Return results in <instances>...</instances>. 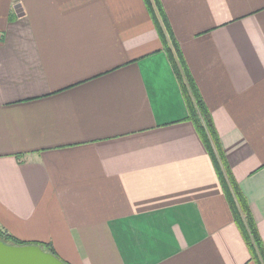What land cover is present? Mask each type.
Masks as SVG:
<instances>
[{"label":"crops","instance_id":"1","mask_svg":"<svg viewBox=\"0 0 264 264\" xmlns=\"http://www.w3.org/2000/svg\"><path fill=\"white\" fill-rule=\"evenodd\" d=\"M264 245V0H160ZM143 0H0V227L66 264H254Z\"/></svg>","mask_w":264,"mask_h":264},{"label":"trees","instance_id":"2","mask_svg":"<svg viewBox=\"0 0 264 264\" xmlns=\"http://www.w3.org/2000/svg\"><path fill=\"white\" fill-rule=\"evenodd\" d=\"M146 11L150 15L154 28L162 44L175 78L180 87L187 110V121H190L198 134L202 145L209 156L216 172L218 182L228 204L232 220L238 229L249 251L250 260L254 264H264V245L257 230L256 223L247 200L232 175L228 161L221 147L211 115L206 107L185 64L180 46L175 39L160 0H143ZM0 240L8 245L34 244L44 251L55 252L50 243L24 242L11 236L0 227Z\"/></svg>","mask_w":264,"mask_h":264},{"label":"water","instance_id":"3","mask_svg":"<svg viewBox=\"0 0 264 264\" xmlns=\"http://www.w3.org/2000/svg\"><path fill=\"white\" fill-rule=\"evenodd\" d=\"M0 264H66L34 244L8 245L0 240Z\"/></svg>","mask_w":264,"mask_h":264},{"label":"rangeland","instance_id":"4","mask_svg":"<svg viewBox=\"0 0 264 264\" xmlns=\"http://www.w3.org/2000/svg\"><path fill=\"white\" fill-rule=\"evenodd\" d=\"M51 244V243H50ZM51 247H52V244H51ZM52 249H53V247H52ZM54 250V249H53ZM55 252V251H54Z\"/></svg>","mask_w":264,"mask_h":264}]
</instances>
